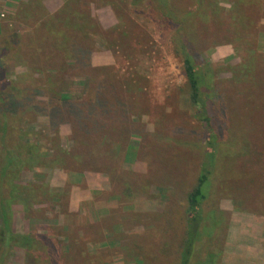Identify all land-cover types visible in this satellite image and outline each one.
<instances>
[{
  "label": "rangeland",
  "instance_id": "obj_1",
  "mask_svg": "<svg viewBox=\"0 0 264 264\" xmlns=\"http://www.w3.org/2000/svg\"><path fill=\"white\" fill-rule=\"evenodd\" d=\"M164 1L0 0V104L18 158L4 191L28 186V206L10 198V228L33 239L6 242L0 219L3 264H170L160 248L205 161L192 264L219 258L227 205L264 208V0H167L175 17ZM183 42L209 78L210 161Z\"/></svg>",
  "mask_w": 264,
  "mask_h": 264
},
{
  "label": "trees",
  "instance_id": "obj_2",
  "mask_svg": "<svg viewBox=\"0 0 264 264\" xmlns=\"http://www.w3.org/2000/svg\"><path fill=\"white\" fill-rule=\"evenodd\" d=\"M169 2H167L166 0L163 2V4H165L166 7L170 8L169 13L175 17L176 15H174L175 13L172 11L175 3L173 2L171 6ZM181 27L183 29L184 25L182 24ZM179 33L182 34L181 29L179 30ZM182 35L183 37H185V34ZM186 44L183 42L181 44V47L184 53L185 71L191 87V101L197 109V115L199 119L203 122V125L208 131V138L206 142V160L208 157L210 161V159L214 155L216 148H219L221 142L220 138L218 137V121L216 120L215 114L211 107L209 97L210 88L208 85L209 78L207 72L205 68L201 65V63L197 61L193 57V55L188 52ZM1 93L2 92H0V94ZM5 123L7 125V128L4 130L6 131L8 129L9 132L10 123L7 120H5ZM7 139L8 134L6 135V133H4L2 137H0V144L2 145L0 146V154L1 156L6 155L1 159H3L4 163H7V165L3 169H0V187H2L0 190V197H2V199L0 200V213L2 218V233L4 237L3 239H5L6 242H13L19 245L26 246V244H30L33 239H31L30 236L16 235L10 228L9 204L11 203V201H13L10 198L18 196L19 194V196L21 197L20 201L25 206H28L29 201L27 197L23 196V192L20 191V188L26 189L28 188V186H20L18 184L17 186L15 182L7 185L9 186V192L7 195L5 194L4 185L7 184V177L11 172V166L17 164L18 162V158L15 160H11V162L10 158H8V156L11 154L15 155V152L11 151V149L7 147ZM211 170L212 168L210 167V162H203L201 172L197 177V182L187 196L188 208L186 210V214L182 218L181 216H177V223L175 227L177 228L176 233L172 235L171 241L168 240V243H165V245H162L160 248L161 253L168 259H170V264H192V254L195 250V246H197V242L200 240V229L202 226L201 221L203 220V217L201 215V204L203 200L208 197L209 194L208 181ZM7 199H9V201ZM199 209L200 212L198 211ZM183 220L186 225L185 223L181 224V221ZM183 230L184 233L182 234ZM218 253L219 252L210 249L206 260H200L194 262L193 264H215L217 261L216 258ZM0 264H3L2 259H0Z\"/></svg>",
  "mask_w": 264,
  "mask_h": 264
},
{
  "label": "crops",
  "instance_id": "obj_3",
  "mask_svg": "<svg viewBox=\"0 0 264 264\" xmlns=\"http://www.w3.org/2000/svg\"><path fill=\"white\" fill-rule=\"evenodd\" d=\"M13 41H16L15 36H10L8 43L10 44ZM14 68L20 69V76L29 78L30 81L36 80L37 72L35 68L20 66ZM6 74H10V69L0 65V92L3 91L2 79L6 77ZM20 79L23 80V78ZM1 96L3 97V95ZM27 100L29 99L27 98ZM23 107L31 110L33 105L28 102L23 103ZM23 111V109L17 110V114H22ZM9 116L8 110L0 104V122H2L0 137L4 133L6 135L8 133V129L6 131L4 129L7 128L5 120L8 121ZM21 116L25 115L22 114ZM1 199L2 197H0ZM226 209L229 210L227 231L223 249L215 264H264V208L240 209L235 205H227ZM0 219L2 223L1 215Z\"/></svg>",
  "mask_w": 264,
  "mask_h": 264
}]
</instances>
